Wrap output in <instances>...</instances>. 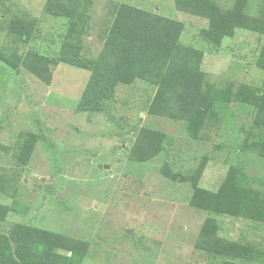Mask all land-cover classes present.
I'll return each instance as SVG.
<instances>
[{
    "label": "rangeland",
    "instance_id": "rangeland-1",
    "mask_svg": "<svg viewBox=\"0 0 264 264\" xmlns=\"http://www.w3.org/2000/svg\"><path fill=\"white\" fill-rule=\"evenodd\" d=\"M212 1L221 13L242 19L231 37L217 43L207 37L208 18L175 0H87L86 6L76 0H0V52L18 66L0 62V234L9 236L23 224L45 230L55 245L47 255L32 241L22 264H66L73 247L85 252L81 264H264V258L210 257L196 248L203 221L212 218L219 237L264 252V222L189 204L197 189L216 192L231 167L254 200L264 202V157L243 151L264 132V68L257 65L264 62V35L254 28L263 0H243L238 10L237 0ZM120 4L181 24L178 44L200 53L202 98L221 101L222 108L207 109L197 120L195 114L173 119L169 92L150 113L157 87L141 72L159 49L139 50L107 37ZM74 10L84 14L82 58L95 61L113 85L99 112L87 111L90 71L63 63L41 77L30 70L34 55L56 58L67 36L73 37ZM238 92L259 104L236 102ZM143 129L162 133L163 142L157 155L140 162L134 147ZM31 136L37 139L23 164L19 156Z\"/></svg>",
    "mask_w": 264,
    "mask_h": 264
},
{
    "label": "trees",
    "instance_id": "trees-1",
    "mask_svg": "<svg viewBox=\"0 0 264 264\" xmlns=\"http://www.w3.org/2000/svg\"><path fill=\"white\" fill-rule=\"evenodd\" d=\"M85 6L87 0H76ZM235 10L241 6L237 0ZM240 3V4H239ZM176 5H186L192 14L208 18L209 40L217 43L224 37H231L234 32V24L241 23L242 19L238 13H221L212 0H175ZM188 9V10H189ZM79 14V13H78ZM75 20L69 25V32H74L73 37L67 36L60 46L56 58H47L34 55V63L30 70L41 77L58 64H66L78 69L90 71L87 92L91 97L88 101L87 111L92 113L101 111V103L108 100L113 94L112 83L106 82L99 65L93 60H84L81 55V35L86 32L83 28V15H77L74 10L71 14ZM86 19V17H85ZM259 34L264 35V0L262 17L254 27ZM182 31V26L177 21L163 16L153 15L150 12L139 9L128 4H120L114 12V17L108 29L107 37L127 43L128 47L139 50L150 48L159 49L155 61L141 72V78L157 87L156 96L150 107V113L155 112L156 107L163 103L162 93H173L176 110L171 114L173 119L199 118V113L212 112L222 108L221 101H208L202 98L203 73L200 71V53L190 47L179 45L177 38ZM0 62L17 70L16 62L0 52ZM257 65L264 68L262 59ZM103 84V88L101 85ZM256 97L250 96L248 92H238L235 101L246 105H258ZM264 120V112L261 116ZM198 127L197 121L194 128ZM37 137L31 136L23 145L19 156L21 163H27L32 153ZM163 134L151 129H143L141 140L134 147L137 153L136 159L144 161L149 156H155L161 151ZM243 151L259 152L264 157V132L252 137L249 145H244ZM162 173L171 177L172 173L168 165L164 164ZM201 175L199 170L195 179ZM263 188H264V182ZM190 206L204 210L210 214L237 216L244 220L264 222V202L258 204L248 187H243L238 178V170L231 167L216 192L197 189L190 199ZM218 224L212 218H206L199 231V242L196 248L210 257H225L240 259L243 261H260L264 258V252L250 243H239L226 240L217 235ZM33 243L45 254H51L55 245L48 233L40 228H30L27 225L15 224L9 236L0 234V261L8 257V264H22L24 249ZM12 245L10 249L9 245ZM85 252L78 247L71 248L66 264H81Z\"/></svg>",
    "mask_w": 264,
    "mask_h": 264
},
{
    "label": "water",
    "instance_id": "water-1",
    "mask_svg": "<svg viewBox=\"0 0 264 264\" xmlns=\"http://www.w3.org/2000/svg\"><path fill=\"white\" fill-rule=\"evenodd\" d=\"M98 166H100V165H98ZM104 168H107V166H105Z\"/></svg>",
    "mask_w": 264,
    "mask_h": 264
}]
</instances>
